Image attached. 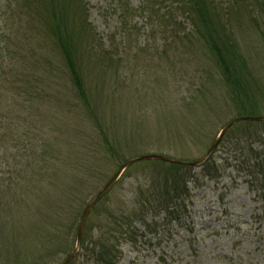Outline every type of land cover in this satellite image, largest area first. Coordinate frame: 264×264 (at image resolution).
Masks as SVG:
<instances>
[{"label": "rangeland", "instance_id": "obj_1", "mask_svg": "<svg viewBox=\"0 0 264 264\" xmlns=\"http://www.w3.org/2000/svg\"><path fill=\"white\" fill-rule=\"evenodd\" d=\"M13 1L0 0V14L7 11L10 18ZM82 1L96 38L94 44L92 36L82 39L92 58L80 74L91 105H97L96 116L90 120L58 51L41 36L39 46L52 64L42 100L30 98L24 110L14 102L18 97L3 101L9 103L5 111L0 105L9 130L0 128V138L7 141L0 142V185L19 188L7 205L0 203V264H59L60 257L47 258L49 249L60 251L75 241L81 213L119 164L146 155L198 162L236 115L208 53L197 44L188 48L191 28L175 0H158L152 9L145 0ZM220 4L226 7L229 0ZM240 18L231 22L235 38L264 88L260 40L249 18ZM258 102L264 114V102ZM252 149L236 161L216 153L222 178L199 181L178 205L180 221L149 214L146 223L151 218L153 223L135 224L132 241L119 244L118 264H264V208L254 184L239 171L264 158L258 144ZM134 165L87 216L88 243L78 250L75 264H95L84 254L105 230L104 216L130 213L134 197L158 178L157 165ZM5 253L15 263L7 262Z\"/></svg>", "mask_w": 264, "mask_h": 264}, {"label": "trees", "instance_id": "obj_2", "mask_svg": "<svg viewBox=\"0 0 264 264\" xmlns=\"http://www.w3.org/2000/svg\"><path fill=\"white\" fill-rule=\"evenodd\" d=\"M116 1L124 3L123 0ZM157 1L145 0V4L152 9L158 4ZM175 2L179 6L178 11L185 17L191 28V33L188 35V48H194L195 44L203 48L214 62L226 86L227 95L235 107L236 115L233 120L264 117L263 112L257 110L259 109L258 99L264 102L263 84L260 78L253 76L251 68L248 67L251 62L240 50L231 23L234 18L237 20H240V17L249 18L248 21L256 29L261 51L264 54V0H229V5L226 7L220 4V0H175ZM13 3L15 11L10 18L7 11L0 14V105L2 110L5 111L4 108L9 106V103H3L6 99L14 101L18 97L14 102L18 103L23 110L30 98L35 99L34 101L42 100L43 97H40L43 92L42 85L48 78L47 72L52 69L51 60L45 54L43 47L39 46L42 36L51 43L55 51H58L74 93L84 106L90 120L94 118L97 105L95 103V107H93L94 104L91 105L86 83L80 74L83 63L92 58V52L86 49L88 46L85 43L82 44V39L88 35L92 36L94 44L96 38L87 24L86 4L82 0H14ZM125 9L124 17L128 15L127 8ZM32 95L38 97H31ZM26 109L29 110V107ZM4 121L5 119L0 116V128L9 131L3 126ZM12 127L16 130L14 125ZM1 141L4 144L7 142L4 136L0 138ZM254 144H258L264 153V121H243L232 126L199 166H190L188 164L192 162L172 159H169L172 162H138L139 165H157L158 178L152 179L153 182L144 191L139 192L140 196L137 194L134 197L135 207L130 210V213L109 211L104 216L105 230L98 232L95 241L92 242V248L88 253L85 252L84 256L88 261L93 260L95 264H118L119 244L121 240L122 243L132 241L133 234L130 236L129 231L135 224L143 223L147 226L153 223V218L146 223L149 214L151 217L164 214V219L180 221L178 205L190 198L192 190L199 188V181L202 178H206L207 181L222 178L221 159L215 157L216 153H224L227 158L231 156L232 160L236 161V157L243 156L246 151L252 153V150H255L252 149ZM105 150L111 157L116 154L109 144H106ZM131 159L119 164L118 170ZM216 159L219 161L218 164ZM134 166V164L129 166L121 177ZM236 167L239 168V164H236ZM239 171L244 172L250 184H254L255 192L258 193L264 208V158L252 166L243 165ZM18 190L17 185H0V203L7 205L8 200ZM99 202L90 213L95 210ZM15 231L17 230L14 229L13 232ZM84 231H86L85 226L77 245V253L69 260L68 258L75 250L76 236L75 241L71 245H66L63 250L49 249L47 258L57 256L61 258L59 264H64L67 260L65 264H75L79 257L78 250L85 248L88 243ZM89 231V238L93 240L92 231ZM54 237L61 243L62 238H59L57 234H54ZM48 238L51 239V235ZM4 256H8L7 262L12 260L15 263L14 256L7 253ZM39 257L45 258L43 254H39Z\"/></svg>", "mask_w": 264, "mask_h": 264}, {"label": "water", "instance_id": "obj_3", "mask_svg": "<svg viewBox=\"0 0 264 264\" xmlns=\"http://www.w3.org/2000/svg\"><path fill=\"white\" fill-rule=\"evenodd\" d=\"M243 121H257V122H261L264 121V117L262 118H239L236 119L232 122H230L229 124H227L225 127H223V129L220 131V133L218 134V136L216 137V139L214 140V142L212 143V145L210 146V148L207 151L206 157H208V155H210V153L214 150V148L218 145V143L220 142L222 136L224 135V133L233 125H235L238 122H243ZM205 157V158H206ZM142 161H165V162H172L162 156H157V155H146V156H140L134 159H131L129 161H127L119 170L118 172L113 176V178L102 188V190L95 196V198L85 207L80 222H79V226L77 229V235H76V246L78 245L80 236H81V232L83 229V225L84 222L88 216V214L90 213L91 209L102 199V197L108 192V190L116 183V181L120 178V176L123 174V172L132 164L137 163V162H142ZM202 161L196 162V163H189L188 165L190 166H198ZM76 253V249L73 251V253L70 255V257L68 258V260ZM67 260V261H68ZM66 261V262H67ZM65 262V263H66ZM64 263V264H65Z\"/></svg>", "mask_w": 264, "mask_h": 264}]
</instances>
